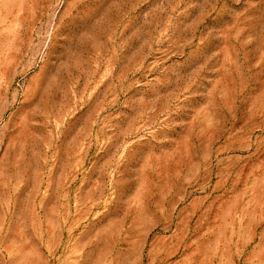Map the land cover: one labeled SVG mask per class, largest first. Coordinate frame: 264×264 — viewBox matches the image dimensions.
Segmentation results:
<instances>
[{
    "label": "rangeland",
    "instance_id": "374dc122",
    "mask_svg": "<svg viewBox=\"0 0 264 264\" xmlns=\"http://www.w3.org/2000/svg\"><path fill=\"white\" fill-rule=\"evenodd\" d=\"M0 264H264V0H0Z\"/></svg>",
    "mask_w": 264,
    "mask_h": 264
}]
</instances>
